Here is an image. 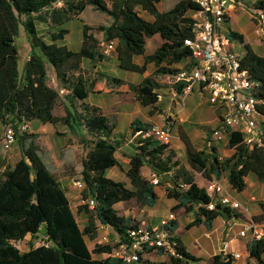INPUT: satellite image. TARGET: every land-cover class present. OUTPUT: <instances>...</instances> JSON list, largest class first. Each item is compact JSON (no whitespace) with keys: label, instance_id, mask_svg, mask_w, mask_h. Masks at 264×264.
Segmentation results:
<instances>
[{"label":"trees","instance_id":"trees-1","mask_svg":"<svg viewBox=\"0 0 264 264\" xmlns=\"http://www.w3.org/2000/svg\"><path fill=\"white\" fill-rule=\"evenodd\" d=\"M162 0H0V122L13 125L18 131L21 123L33 120L47 124L62 123L71 127L72 121L82 122L92 135L91 149L82 160V177L86 184L83 198L93 197L97 201L94 210L80 206L90 215V224L80 229L76 216L71 210L66 191L62 188L58 176L46 164L38 143L39 135L25 130L18 135L22 158L13 166L0 170V264H123L111 256L112 246L95 245L91 251L85 236L91 240L98 237L99 225L116 231L125 240L127 231L135 225L132 219L119 215L115 205L120 202L136 200L142 206L153 207L158 199L156 185L144 178L141 168L149 165L154 171L164 174L180 165L174 161V155L167 151L168 144L157 139L139 140L138 153L132 156L127 176L133 188L122 182H116L105 173L118 164L115 153L120 143L110 140L114 129L106 119L96 116L95 110L85 99L96 88L98 79L85 76L82 60L103 61L109 55L104 54V46L94 32H102L105 45L115 42V52L120 67L127 71L144 73L149 63L156 65V71L145 78L136 88L137 99L145 107L157 110L159 100L158 78L163 75H175L176 70L164 66L172 65L183 59H192V50L186 44L195 36L197 19L188 16L200 8L193 0H180L171 10L162 12L159 5ZM91 6L95 11L112 18L109 26L92 27L84 25L83 41L79 51H73L65 45H59L69 33L64 28L67 22L78 18ZM255 13L264 12V0L255 3ZM154 17L148 21L140 12ZM229 18H226L228 22ZM37 22L48 23L55 32H49L51 42L47 43L38 34ZM23 26L32 44V52L25 63L23 74L19 71V54L16 39ZM159 35L163 43L155 53L146 55L147 39ZM230 42L245 43L244 36L229 30ZM246 52L242 57V69L247 70L257 83L256 97L264 101V57L256 54L250 45L245 44ZM143 56L144 64L137 65L134 57ZM55 68L56 76L62 87L72 88L67 96L69 106L66 115L54 114L59 105V92L48 85L47 62ZM83 108L78 113L76 104ZM264 105H260L262 113ZM149 126L134 124L137 131ZM229 146L236 149L228 160L220 161L214 154L197 151L190 140L183 136L187 146V155L191 167L207 179L214 175L221 178L228 172L231 187L242 192L246 187L245 177L254 174L264 182V149L248 148L242 133L229 130ZM174 188L168 189V196L178 200L175 209L185 208L191 211L199 206V217L187 227L205 223L208 228L223 212L230 208L217 206L207 209L211 196L207 190L199 187L193 176L185 168L178 169ZM184 185V187H182ZM264 208V205L262 204ZM97 219V220H96ZM259 221L264 222L262 216ZM261 223V222H259ZM46 224L45 243L22 252L14 245L28 234L33 236ZM170 232L177 228L175 221L168 226ZM179 257H171L172 264H181L184 258L195 259L186 253L178 239ZM163 251V250H161ZM93 254H106V258L97 260ZM249 254L260 264H264V236L252 241ZM164 264V263H152ZM213 264H233L231 255H216Z\"/></svg>","mask_w":264,"mask_h":264},{"label":"crops","instance_id":"crops-1","mask_svg":"<svg viewBox=\"0 0 264 264\" xmlns=\"http://www.w3.org/2000/svg\"><path fill=\"white\" fill-rule=\"evenodd\" d=\"M179 1L162 0L159 9L162 12L169 11ZM257 1L260 0H237L236 5L229 10L228 22L220 27V32L226 36L229 30L244 36V44L238 41L231 44L234 51L242 56L246 52L245 44H248L256 54L264 57V38H260L255 33L253 22ZM190 13H188V16H191ZM140 14L148 21L154 20V17L144 11H141ZM192 17H194V12ZM74 20H78L82 24V38L72 44L73 48H71V46L65 44L66 39L70 36L69 31L65 38L58 42L59 45H65L73 51L81 49L84 25L97 27L99 25L109 26L112 23L111 17L95 11L91 6H88ZM37 30L38 34L45 39V35L49 36V32H55L58 28H52L48 23L37 22ZM42 30L44 32H40ZM94 34L101 41L102 46H105L103 33L94 32ZM162 43L163 40L159 35L147 39L146 55L155 53ZM134 62L142 66L144 57L136 56ZM193 64L192 59H183L179 63L172 65L164 63L163 65L176 70L177 74L180 70L190 68ZM82 69L85 76L98 79L95 90L85 99V104L94 108L96 116L106 119L109 125H113L114 129L110 135V140L114 143H120L115 153L118 164L106 171V177L124 183L129 189L133 188L126 173L130 168L132 156L138 153L140 138L137 136L138 131L134 128L136 123L143 127L156 124L169 128L171 140L167 151L174 155V161L180 163L179 166L164 174L154 171L149 165L143 166L141 174L144 178L150 180L152 175H157L160 179V183L155 188L158 195L157 202L153 207L142 206L136 200L117 203L115 209L119 215L126 219H132L139 225L152 228L160 227L161 221L174 213L177 228L171 231L170 234L181 242L187 254L195 258H184L181 264H213V258L219 254H240V258L233 259V264H260L249 254V245L252 242L250 232H247L244 237L240 236V232L252 223L263 222L259 219L262 216L264 217V208L262 207V204L264 205V182H260L254 174H248L245 177V189L242 192H237L229 183L228 172L223 173L221 178L213 175L211 179H207L201 172L194 170L188 160L187 146L183 136L190 140L197 151L213 154L212 148H215L214 154L221 162L230 159L236 152V149L229 146L228 136L211 146L206 143L211 133L223 126L222 109L210 102L211 90L195 86L192 91L186 92L182 83L177 82L176 74L163 75L158 78L160 83V87L157 89L159 100L156 104L157 110L152 114V107H145L139 102L136 88L133 86L139 85L145 78L154 74L156 71L154 63H149L144 73L127 71L120 67L117 53L113 51L103 61L93 62L84 58ZM105 76H110L109 78L114 80L119 78L124 83H108ZM52 84H54L53 87L48 85L58 91L60 95L59 105L54 114L63 117L66 115V106L70 104L67 96L71 93L72 88L62 87L57 78L53 80ZM76 106L78 113H81L83 108L80 107L79 103ZM261 114L264 117V110ZM71 125L69 127L62 123L44 124L39 120H33L28 123V130L39 135L38 143L44 160L52 172L58 176L62 188L66 191L71 210L76 216L80 229L83 230L90 224V215L85 210H80L81 201L79 200L82 197V191L73 186V180L83 179L82 160L92 146L91 143H86L84 139L92 140L93 137L82 122L75 120L71 122ZM3 130L4 125L0 122V153L4 151L2 143ZM17 144L18 141L12 147L11 155L2 159L1 171L6 167H13L22 158L21 149L15 147ZM180 167L189 171L195 183L206 190L210 182L219 181L224 188V195L238 202L240 208L229 209L230 213L223 212L221 216L214 220L210 228L204 222L188 228L187 226L199 217V206H195L191 211H186L185 208L175 209L179 203L178 200L168 196V189L174 188L176 183L181 182V179L176 177ZM207 193L212 196L208 191ZM97 223L99 225L98 237L91 240L88 236H85V241L91 251L95 248L96 242L102 233L109 232L112 245L122 239L112 228L108 227L107 231H104L98 220ZM40 231L46 233V224L41 227ZM38 234L33 238H37ZM32 236L28 234L26 238H30L31 241ZM20 242H15L14 245L22 252H27L32 247L42 245L31 246L29 244L27 247H22L19 245ZM93 258L102 260L106 258V254H93ZM143 259L148 264H172L170 255L156 249L146 251L143 254Z\"/></svg>","mask_w":264,"mask_h":264},{"label":"built area","instance_id":"built-area-1","mask_svg":"<svg viewBox=\"0 0 264 264\" xmlns=\"http://www.w3.org/2000/svg\"><path fill=\"white\" fill-rule=\"evenodd\" d=\"M199 10L194 12L197 19L195 36L187 40L186 44L192 50L194 64L190 68L182 69L176 74L177 82H181L186 92L192 91L195 86L211 90L210 102L222 109L223 126L215 129L211 136L216 141H222L227 131L233 130L242 133L244 144L253 149H264V117L259 111L264 101L256 97L257 83L253 81L250 73L242 69V55L234 51L232 42L220 32V27L225 24L230 8L234 7L237 0H193ZM255 33L264 38V12L259 11L253 15ZM115 42L104 46L103 53L110 55L115 50ZM28 129V124L21 123L18 131L13 125L5 128L3 147L11 150L18 141L17 133ZM141 140L153 138L163 144H169L171 131L167 127L151 125L137 132ZM150 181L154 185L160 183L157 175H152ZM73 186L82 192L86 188L84 180L74 179ZM184 187V185H182ZM207 191L212 194L210 203L206 206L215 210L222 208L238 209L240 204L224 195V188L219 181H212L207 185ZM80 206H87L94 210L97 201L93 197L80 199ZM176 220L174 213L163 219L160 227H146L135 225L127 231L125 240L121 239L112 245L110 235H101L96 245L112 246L111 256L122 261L123 264H148L143 259V254L150 250H163L171 257L178 258V242L171 236L169 224ZM107 226L102 229L107 230ZM250 232L252 241L264 236V222L252 223L240 232L246 236ZM240 258V254L231 255Z\"/></svg>","mask_w":264,"mask_h":264},{"label":"rangeland","instance_id":"rangeland-1","mask_svg":"<svg viewBox=\"0 0 264 264\" xmlns=\"http://www.w3.org/2000/svg\"><path fill=\"white\" fill-rule=\"evenodd\" d=\"M190 15L192 17L193 16V12H191ZM64 28H66V29H68L70 31V36L66 39L65 44H67L68 46H71V48H73V45L72 44L78 42L82 38V30H81L82 29V24L78 20L77 21L76 20H73V21L67 22L64 25ZM40 32H44V30H42ZM45 36L46 37H45L44 40L47 43H50L51 42V38L49 36H47V35H45ZM260 38H262V37H260ZM16 44L18 46V54H19V71H20L21 74H23L24 69H25V63L28 60L29 55H30V53L33 50L32 44H31V39H30L27 31L25 30V28L23 26L20 27V33H19V36L16 39ZM46 62H47V78H48L47 82H48V84L50 86L53 87L54 86V84H52L53 83V80L54 79L56 80V78H57L56 72H55V68L52 66V64L47 59H46ZM109 77L105 76V78L107 79V82L108 83H111V82L112 83L113 82H116V83L123 82V80H121L119 78H118V80H114V79H111ZM154 125H156V124H154ZM5 128H6V125H4V130H3V135H2V143H3V140H4ZM84 140H85L86 143L89 144L88 141L90 139L89 140L84 139ZM215 142L217 143L219 141H216V139L213 138L212 136H210V138H208L207 141H206L207 145H209V146L215 144ZM15 147H18L20 149L19 143ZM12 151H13V149H11V150H5L4 149V151L0 153V170L2 168L1 167L2 166L1 165L2 159L4 157H6V158L9 157L11 155ZM82 195H83V192H82ZM43 231H44V229H43ZM104 231H107V230H104ZM107 233H109V232H106V234ZM104 234L105 233H102V235H104ZM33 237L34 236L31 237V241H30V238H28V237L26 238L25 237V239H23L19 243V245L22 246V247H27V245L29 246V244H31V246H34V245H37V244H44L45 243V240H46V233L40 231V233L38 234L37 238H33Z\"/></svg>","mask_w":264,"mask_h":264}]
</instances>
